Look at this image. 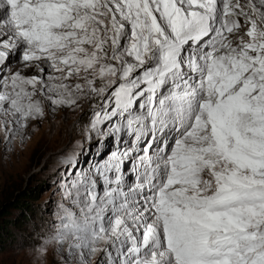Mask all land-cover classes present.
Returning <instances> with one entry per match:
<instances>
[{"label": "snow or ice", "instance_id": "obj_1", "mask_svg": "<svg viewBox=\"0 0 264 264\" xmlns=\"http://www.w3.org/2000/svg\"><path fill=\"white\" fill-rule=\"evenodd\" d=\"M65 109L41 260L264 264V0H0V146Z\"/></svg>", "mask_w": 264, "mask_h": 264}, {"label": "rangeland", "instance_id": "obj_2", "mask_svg": "<svg viewBox=\"0 0 264 264\" xmlns=\"http://www.w3.org/2000/svg\"><path fill=\"white\" fill-rule=\"evenodd\" d=\"M82 116V112L68 109L47 114L43 120L33 122L23 144L17 143L11 152L0 146V217L26 191L33 190L37 194L33 211L24 210L26 217L21 220L24 228L9 226L6 230L11 235L9 238H6L8 233H2L7 242L0 247V264H52L59 260L55 246H50L44 260L36 255L35 249L52 231L60 202L56 181L62 168V154L77 138L74 124ZM111 146L109 143L108 147ZM12 216L14 219L21 217L19 209L13 211L10 220Z\"/></svg>", "mask_w": 264, "mask_h": 264}, {"label": "trees", "instance_id": "obj_3", "mask_svg": "<svg viewBox=\"0 0 264 264\" xmlns=\"http://www.w3.org/2000/svg\"><path fill=\"white\" fill-rule=\"evenodd\" d=\"M37 199V194L33 193V190H29L26 191L25 194L23 196H21V198L16 199L15 205H11L10 208L8 210H6L5 213L1 214L0 217V247H3L6 244V239L4 240L3 238H5L3 236L2 233H8V231H6L8 229L9 226L14 227L15 229H23L24 227L21 225V220H23L22 218L26 217V213H24V210H31L34 201ZM19 209V211L21 212V217L19 216V218L14 219V216L12 220H10V216L12 215L13 211H15V209ZM16 220H20L19 223H15ZM3 230V232H2ZM11 237V235L8 233V235H6V238Z\"/></svg>", "mask_w": 264, "mask_h": 264}]
</instances>
